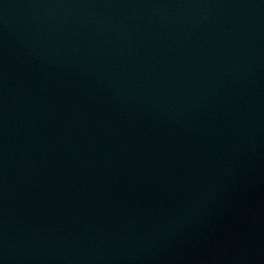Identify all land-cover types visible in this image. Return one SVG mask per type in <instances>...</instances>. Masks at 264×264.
<instances>
[{"label":"water","instance_id":"1","mask_svg":"<svg viewBox=\"0 0 264 264\" xmlns=\"http://www.w3.org/2000/svg\"><path fill=\"white\" fill-rule=\"evenodd\" d=\"M0 264H264V0H0Z\"/></svg>","mask_w":264,"mask_h":264}]
</instances>
